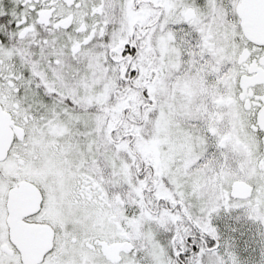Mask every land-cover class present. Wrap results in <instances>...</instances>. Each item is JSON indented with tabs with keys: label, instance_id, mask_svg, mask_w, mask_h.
<instances>
[{
	"label": "snow or ice",
	"instance_id": "obj_1",
	"mask_svg": "<svg viewBox=\"0 0 264 264\" xmlns=\"http://www.w3.org/2000/svg\"><path fill=\"white\" fill-rule=\"evenodd\" d=\"M0 264H264V0H0Z\"/></svg>",
	"mask_w": 264,
	"mask_h": 264
}]
</instances>
